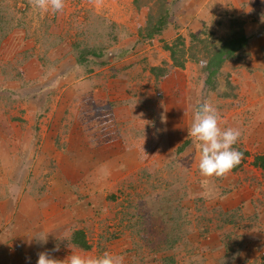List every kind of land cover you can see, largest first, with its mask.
<instances>
[{
	"label": "rangeland",
	"instance_id": "rangeland-1",
	"mask_svg": "<svg viewBox=\"0 0 264 264\" xmlns=\"http://www.w3.org/2000/svg\"><path fill=\"white\" fill-rule=\"evenodd\" d=\"M169 2L174 4L172 20L186 19L185 11H188L187 22L175 27L188 44L191 39L188 30L193 24L198 26V32L221 36L229 32L232 17L247 22L256 16L264 23L263 0ZM96 16L117 24L128 23L127 35L110 42L108 48L99 44L104 38L94 43L99 41V36L92 26L101 30L106 27L99 24ZM141 20L133 0H64L63 10L57 13L36 9L30 0H0V189L1 193L10 190L18 199L13 215L1 212L2 224L11 219L13 222L27 219L34 224L41 216L51 229L43 247L55 254L54 259L64 260L72 252L99 256L107 251L122 256L123 264H150V258H157L156 264H160L165 256L172 255L177 258L176 264H221L224 260L227 264H237L234 263L237 259L228 262L224 247L219 244L232 230L230 227H233L230 231L233 239L237 240L256 225L259 229L252 230L260 234L247 237L249 245L243 252L250 260L245 264H253L252 260L264 254V171L252 168L253 161L248 163L259 151H264V142L253 158H248L252 153L247 150L248 157L243 161L245 173L259 177L255 191L243 193L239 189L244 183L236 176L235 169L223 177H202L198 169V142L190 136L177 140L180 135L172 133L176 119L173 107L179 106L180 127L189 128L195 99L204 100L210 90L203 72L207 60L200 56L197 61H188L184 69L179 68L180 75L173 73L170 81L156 80L148 65L155 61L153 55L161 54L163 41L161 38L136 41L134 32L139 33ZM118 36H121L120 28ZM256 38L262 39V43L264 31L251 39ZM77 41L106 47L104 53L109 58L115 50H128V53L102 65L94 60L81 63ZM160 56L163 58V53ZM254 63L250 51L243 60H227L216 77L220 80L219 87L228 90L229 76L238 93V99H225L213 92L216 95L213 106L220 113L222 129L237 128V114L259 115L264 109V88L262 92L260 87L255 91L252 85L254 72H259L264 81V66L261 69ZM4 66L13 75L22 72L23 77L15 76L17 79L11 83L13 90L1 84ZM83 78L86 80L77 83ZM164 85L174 87L173 93L163 91ZM186 103L191 106L189 118L185 117ZM143 121L157 122L162 131L150 134L145 127L144 136L140 133L143 128L133 131L135 124ZM164 126L170 130L164 132ZM51 130L55 133H50ZM252 130L264 132V115L257 118ZM142 136L144 143L153 148L160 142L161 147L165 146V149L160 147L159 156L157 151L150 153L155 158L145 165L137 158L142 151L136 149V137ZM188 139L191 143L179 151L178 147ZM46 144L48 147L43 150ZM189 155L192 165L187 166L182 160ZM221 188L242 197L254 196L252 206L248 201L239 206L244 212H254V221L243 218L224 229L225 226L217 227L220 215L216 212L210 214L214 217L212 222L205 219L209 214L205 212L227 203L222 201L221 194L226 199L233 196L231 191L222 193ZM4 204L3 201L2 206L7 208ZM249 213L246 215L251 217ZM177 219H186L183 228L191 231L181 235L182 238L187 235V242L180 241L171 250V243L162 241L170 235L168 225L172 226ZM27 222L16 226L23 230L21 226H27ZM78 229L86 233L91 249L84 250L71 242L73 232ZM17 232V236L24 237Z\"/></svg>",
	"mask_w": 264,
	"mask_h": 264
},
{
	"label": "trees",
	"instance_id": "trees-1",
	"mask_svg": "<svg viewBox=\"0 0 264 264\" xmlns=\"http://www.w3.org/2000/svg\"><path fill=\"white\" fill-rule=\"evenodd\" d=\"M133 4L137 10H141L142 7H148V14H147V22L145 25L139 30V36L143 40L152 39L155 36H160L163 34L165 29H167L170 25H174L175 27H182V22L178 19L172 20V17L174 16V4L172 2H169V0H133ZM97 21L100 25H105L106 27L99 28L97 26H92L96 29L99 36V41L94 43H99L101 38L103 39V42H100V46L104 44L107 48L110 45V42L117 41L119 39L118 36V30L119 26L117 23L107 20V18L96 16ZM86 20H88L86 18ZM91 23V22H90ZM110 25V31L108 30V33H106V28H108V25ZM246 21L244 19H240L238 17H232L229 24V32L226 35L218 36L214 32H205V31H199L198 32V26L193 24V26L189 27L190 31V43L188 44L186 41L185 36L178 35L175 37V39L170 43L168 40H166L164 37L163 39V46L164 49L170 52L171 59L173 61L172 66L179 67L184 69L186 67V64L188 61H197L200 56H203L206 58L207 62L203 67L204 77H205V83L207 84L208 88L210 89L207 91V96L198 97L195 99L194 109L197 105L204 101L210 102L212 105L216 101V95L219 97H223L225 99L228 98H234L238 99V93H237V85L231 81L230 77H227V82L229 83L228 90H223L220 86V80L216 78L223 70L225 63L229 59H236V60H243L245 59L246 55L250 53L249 50V41L251 36H249L246 33L245 29ZM261 31H264V25L261 27ZM106 37L108 40H106ZM56 43H58V39H56ZM100 46H89V45H83L81 41H77L76 48L80 51L79 54V61L81 63H90L91 60H94V62H99L101 65L105 64L107 61L117 58H121L126 53H128V50L124 51H113L110 58L107 53H104V50H106V47H100ZM264 48V44L262 46ZM105 55V56H104ZM106 57V58H105ZM149 69L151 74L156 78V80H166L169 79V73H170V67L168 66V63L164 60L163 64L159 65H152L149 63ZM4 71V78L1 80V84L3 88L7 87L13 90V87L11 86V83L13 80L17 79L15 76L23 77L22 72L18 73L17 75H13L8 71V67H3ZM90 71H92V68H90ZM26 83V82H25ZM226 86V84H225ZM165 91V90H163ZM169 91V89H168ZM229 91V92H228ZM178 92V91H177ZM176 92V93H177ZM213 92H215L216 95H213ZM223 107V105L221 106ZM131 129V128H130ZM133 131L140 130V127H133ZM145 129H143L140 133L143 135ZM144 136V135H143ZM142 136V137H143ZM191 143V140H186L182 145L178 147L179 151L185 150V148ZM199 144V143H198ZM200 146V144H199ZM234 148L238 149L240 152L243 153L242 160L238 166H236L234 169L235 171H238L237 173L241 174V176H245L247 180L250 178L247 173H245L243 161H246L247 155L249 152L242 146H240L239 143H236L233 145ZM140 148V147H139ZM162 148V147H161ZM160 148V149H161ZM140 152V157L147 158L150 157L152 151H149L148 146L147 147H141V149H138ZM149 151V152H148ZM253 165L255 167L261 168L264 171V154H258L255 156L253 160ZM255 184L260 183L258 176L252 177ZM230 188L232 189V186L230 185ZM220 189V188H218ZM222 193H228L231 191L227 188H221ZM225 194H221L222 201L227 200V196L224 197ZM215 214H219L218 216V225L217 227H224L228 224L231 225L234 223V225L238 224L243 218L245 220L251 219L254 221V212L249 213L250 211H243V208H230V209H224L223 204H220L219 207L216 209ZM205 213H209L204 218L212 222L214 220L213 216H210L212 213L211 211H207ZM246 213H249L251 217H248ZM185 214V213H184ZM183 214L179 215V217H182ZM185 216V215H184ZM187 224V220L184 219H177L174 224L171 226V224L168 225L169 233L172 236H168L165 240L162 242L171 243L170 248L171 250H174L178 247L180 241L187 242V235H184L183 238L181 235L190 233L191 230H188V228L184 227V224ZM231 223V224H230ZM227 224V225H226ZM233 225V226H234ZM244 226V225H243ZM252 229H259L256 225L252 226ZM190 228V227H189ZM249 227V234L248 232L245 234H242L239 237V239L234 240L232 234L230 231L227 232V234L223 237L222 243L219 244V246H223L225 253L224 256L228 257L229 261L231 259H237L235 262L237 264H245L249 262V258L247 256H244L245 254L244 249L249 245V242H247V237L249 238H255V234H260L259 232L253 231ZM171 237V238H170ZM172 239V240H171ZM71 242L84 250H88L92 248V244L89 243L86 237V233L82 229L75 230L71 237ZM156 244V243H155ZM182 244V243H181ZM238 248H235L237 247ZM167 247V245H166ZM262 245L260 246V248ZM164 248V247H163ZM223 256V257H224ZM222 258V256H221ZM157 258H150L149 260L151 263L156 264ZM161 260V259H160ZM177 258L175 256H165L160 263L161 264H176ZM227 260H224L220 262L221 264L225 263ZM233 261V260H232ZM253 261V264H264V254H262L261 258H255ZM227 264V263H225Z\"/></svg>",
	"mask_w": 264,
	"mask_h": 264
},
{
	"label": "crops",
	"instance_id": "crops-1",
	"mask_svg": "<svg viewBox=\"0 0 264 264\" xmlns=\"http://www.w3.org/2000/svg\"><path fill=\"white\" fill-rule=\"evenodd\" d=\"M136 11H137V14L139 12V15L142 16V20H141L142 22L140 21L141 22L140 28H142L145 25V23L147 22L148 7H142L141 10L136 9ZM185 12H186V19H179L178 18V20L181 21L182 23H186L187 19H188V17H187L188 11H185ZM252 16L253 15L251 13V17ZM112 21H114V20H112ZM122 23L123 24L118 23L119 28H120V33H121V36L119 38H121V37L124 38V36L127 35L126 33L129 29V27L127 26V25H129L128 23H126V24L124 22H122ZM263 25H264V23L259 22V19L256 16H254L253 18L247 19V22L245 24L246 33L249 36H251V38L257 34L261 35L262 34L261 27ZM178 31H179V29L175 28V26L170 23L169 27L167 29H165V31L163 32L162 35H160V36L158 35V36L153 37L152 39H147V40L154 41L158 38H161V40L163 41L162 38L164 37L166 40H168L171 43L175 39L176 36L181 34V32H178ZM135 35H137L135 38L136 41L138 40V38L141 39L137 30L134 32V36ZM251 38L249 41V47H250L249 49L251 51L252 58L255 62L254 66L257 67V65H259L261 67V69H263V66H264L263 65L264 64V48H262V46L264 44V41L261 43L262 39L257 41V38L254 40H252ZM141 40H143V39H141ZM143 41H145V40H143ZM259 43H261V44L256 45ZM59 49H60V46H57L58 51H59ZM150 51H152V50H150ZM162 53L164 55V57H163L164 59L161 58V56H160ZM161 54L158 52L157 54L153 55L155 61L151 62L150 64L159 65V64H162L163 61L165 60L168 63L169 67L172 66L173 61L171 59L170 52L165 50L164 48H161ZM60 56H61V54H60ZM157 56H158V58H155ZM260 58H262V61L259 62L258 59H260ZM129 63L132 66V63L130 61H129ZM104 68H106V67H104ZM175 68H176L175 70L174 69L172 70V68L170 69L169 78L173 77L172 76L173 73L174 74L176 73V75L178 74L177 71L179 70V67L178 68L175 67ZM259 74H260L259 72L253 73V79L255 78V80L252 83V85H254L255 91H257V89H258L257 87H260L261 92H262V90L264 88V81H263V79H261L263 76H260ZM178 75H180V73ZM260 79L262 80V82H260ZM83 80H86V79L83 78L81 80H78L77 83H79ZM137 81H139V80H137ZM185 84H186V82H185ZM170 85H168L167 87H166V85H164L163 90L168 91V89H169V93L171 94V93H173L174 87H172ZM104 93H105V91H104ZM188 96H190V95L187 94V90H186L185 97H188ZM174 97H175V95H174ZM187 107H190V109H188ZM177 108H179V106L173 107L174 117L176 119H175L174 128H173L172 133L174 135L176 133L179 134L180 137H178V139H177V140H179L180 138L183 139L184 137L188 136V128H186V126H184V128H182V127H180V124L177 123L178 113L181 114V112L178 111ZM141 113L144 115L145 111H142ZM146 113H148V112L146 111ZM191 113H192L191 106L186 103L185 117L189 118ZM263 115H264V109L260 111L259 115H251L248 112L245 114L244 113L237 114V117H238L237 120L239 122V126L237 125L236 127L241 132L240 138L238 139L237 143H239L240 146L244 147L246 150H250L249 152H251L252 155L248 158H251V157L253 158L256 155V152H257L256 149L261 147L260 143L264 142L263 141L264 136L261 137V135H260V134H264V132L257 133L256 131L252 130V125L255 122H257V118H259L260 116H263ZM49 116H50V114H49ZM157 116H159V112L157 113ZM24 117L26 118V116H24ZM51 117H54V113L51 115ZM251 117H253V118H251ZM135 125H136L135 127H140L143 129H145V127H146V131L150 132V134H155V132H160V130L162 131V129L160 128V125H158L157 122L156 123L154 122V124L153 123L150 124L149 122L146 121V124H145L143 121L142 123H140V125H137V124H135ZM148 127H150V129ZM53 128L56 129V126L53 125ZM163 130H164V132H167L170 129H167L164 126ZM50 133H55V132L51 130ZM44 134H45V132L43 131V135ZM256 134H258V136L254 138V136ZM56 135H57V132H56L55 136ZM144 140L145 139L143 137H136V141H138V143L136 144L137 150L140 149L141 147L148 146V148H151L152 153L157 151L158 153H156V154L158 156H159V154L162 153L160 151L161 142L159 143V146H156V148H153L152 145L144 143ZM242 143H244L245 145H243ZM145 144H147V145H145ZM51 146L52 145H50V147ZM28 147H30V146H28ZM47 147H48V144L44 145L43 150L46 149ZM162 148L165 149V146ZM52 151H54V149H52ZM258 154H264V151H262V152L259 151ZM53 155L55 157H57L56 152H54ZM150 157L142 158V157H140L139 154L137 156L138 160L140 159V161L142 162V165L149 164L148 162L151 159L155 158L154 156L151 158ZM189 160H190V155L186 158L184 157L182 160L183 164H185L187 166L192 165L191 164L192 160H191V163L189 162ZM253 160H250V162L248 164H250L251 161H253ZM140 161H139V164H140ZM22 163H24V162L22 161ZM14 164L16 166L17 162H14ZM252 168H254L255 170H258V168L255 166H252ZM260 171H263V170L261 169ZM236 176L240 179V182L244 183L241 186L239 185L240 186L239 189L241 191L243 190L242 191L243 193H248V192L250 193L251 191H255V189L258 188L257 186L259 185V183L255 184V182L251 176H249L250 178L248 180L245 176H241V174H239V173H236ZM2 191L3 192L1 193V189H0V214H1V212H3V213H8V214L13 215L16 211V208H17L18 199L14 197V194H12L10 190H8V191L2 190ZM231 192L233 193L232 194L233 196L231 198H228L227 200H225L227 203L223 204L224 209L228 210L230 208H235V207L238 208L239 206L243 207L247 201L251 204V206L253 205L252 200H253L254 196L249 195V196L242 197V196L237 195L238 193H235L234 191H231ZM11 197H13V198H11ZM255 198H258V196H255ZM3 201L5 202L4 205H8L7 208H4L2 206ZM215 211H216V208L212 211V213H214ZM246 211H248V210H246ZM15 219H17V218H15ZM26 222H27V219H25V220H18L17 219V220H15V222H13V219H11L9 221V223L2 224V221L0 218V264H19V262H20V264H36L39 252H47L51 257L55 258V256H54L55 254L52 255L51 252L44 250L43 246L45 244L38 243L35 240H33L31 243L28 242V237L30 236L29 233H32L33 235L37 234V233H46V234H48V237L50 238V230H51L50 229V223L45 221V220H42L41 216H40V219L34 224H32L31 221L28 220V222H30L31 225H29V223L27 222V226H25ZM22 224H25V225L21 226L23 230H20L19 226H16V225H22ZM248 224H250V223H248ZM227 226H225L224 229ZM229 229L233 230V227H230ZM17 230L19 232H21L22 236H24V237H21V234H19V236H17V234H18ZM232 230H229V231H232ZM34 248H36V249L34 250Z\"/></svg>",
	"mask_w": 264,
	"mask_h": 264
},
{
	"label": "clouds",
	"instance_id": "clouds-1",
	"mask_svg": "<svg viewBox=\"0 0 264 264\" xmlns=\"http://www.w3.org/2000/svg\"><path fill=\"white\" fill-rule=\"evenodd\" d=\"M30 4L36 9L53 13L64 8V0H30ZM220 120V113L208 101L200 103L193 111L188 136L200 144L198 169L202 177L226 176L243 157V153L233 147L240 138V130L233 127L222 129ZM47 238L48 234L37 233L29 236L28 242L35 240L44 244ZM36 264H123V257L107 251L99 256L72 252L66 259L58 260L47 252H39Z\"/></svg>",
	"mask_w": 264,
	"mask_h": 264
}]
</instances>
